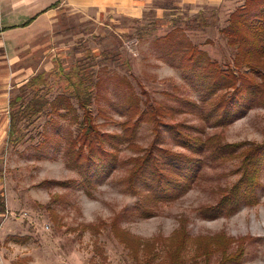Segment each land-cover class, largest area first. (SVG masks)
Masks as SVG:
<instances>
[{"label": "rangeland", "instance_id": "374dc122", "mask_svg": "<svg viewBox=\"0 0 264 264\" xmlns=\"http://www.w3.org/2000/svg\"><path fill=\"white\" fill-rule=\"evenodd\" d=\"M244 3L233 0L221 16L180 6L176 0H157L155 5L165 11L151 9L141 19L111 11L90 15L66 9L53 35L37 42L38 50L27 66L38 73L50 72L55 61L66 72L83 66L94 83L91 109L95 124L101 133L118 138L112 146H105L116 162L110 171L89 178L73 164L68 150L82 118L75 101L70 110H48L28 128L22 127L26 139L20 146L0 145V195L6 206L0 215V247L7 260L14 264H145L142 249L135 258L132 249L113 234L111 226L118 218L117 226L127 241L159 240L158 257L150 264L166 263L164 240L167 245L181 232L188 237L183 253L186 264H220L223 256L219 252L208 261L193 258L197 241L216 238L233 242L230 253L243 252L238 262L227 264H264V168L257 176L256 205L243 204L235 213L216 219H203L199 214L200 208L215 206L244 179L246 168L240 156L264 142V106H255L233 123L220 126L207 115L213 100L226 91L203 101L201 91L185 79L178 63L171 65L160 58L155 43L177 32L205 52L206 58L226 68L233 64V51L220 30ZM49 81L52 89L46 95L53 101L66 87L62 80ZM130 97L138 100L140 111L161 106L160 121L134 126L136 117L125 135L129 119L125 100ZM176 133L229 145L227 151L233 154L226 161H214L210 150L196 154L185 148ZM149 155H154L155 162L148 168L137 164ZM172 156L193 158V170L195 164L200 168L198 177L189 190L176 193L175 200L149 203L151 217L140 218L135 207L153 197L150 187L158 186L143 169L149 172L156 166L160 176L173 177L169 172ZM140 165L144 168L137 171Z\"/></svg>", "mask_w": 264, "mask_h": 264}, {"label": "trees", "instance_id": "16d2710c", "mask_svg": "<svg viewBox=\"0 0 264 264\" xmlns=\"http://www.w3.org/2000/svg\"><path fill=\"white\" fill-rule=\"evenodd\" d=\"M220 34L233 51V64H228L226 68L206 58L205 52L192 42L182 40L177 32H170L158 38L155 43L160 52V58L171 65L178 63L177 68L184 72L185 79L201 91L203 101L217 96L219 91H226L215 101L213 100L207 115V118H216L217 123L224 127L242 117L253 107L264 106V0H245L242 6L230 14L228 24L220 30ZM50 78L62 80L66 87L64 94L59 95L53 101H50L46 95L52 89ZM93 88L94 83L83 66H75L66 72L63 65L55 61L52 72H43L33 76L18 89V94L11 98L7 145L13 148L20 146L26 139L22 127L28 128L48 110L55 113L59 112L62 107L70 110L73 107L72 101H75L78 109L82 111V118L77 135L71 139L68 150L73 158V164L82 169L88 178L94 173L99 175L110 171L116 159L112 153L105 150V146L106 144L112 146L113 141L118 138L103 134L98 130L91 109ZM125 104L127 105L125 110L129 114L125 135H129V125L136 117L134 126L138 122L149 120L159 122V117L163 114L161 106L155 107L151 112L140 111L139 102L133 97L127 98ZM169 111L173 112L172 109ZM175 130V127L171 128L172 134ZM175 138H178L182 145L193 153H204L210 150L214 161H226L229 155L233 154L227 151L231 146H222L215 140H202L180 133H176ZM240 157L243 158L242 162L246 168L244 179L237 187L225 194L215 206L200 208L199 214L203 219L229 216L243 204H257L255 191L258 188L257 176L264 168V142L243 151ZM154 158V155H149L143 162L138 161L137 164L142 163L148 168L150 162H155ZM172 160L169 172L173 173V177H169L168 174L160 176V171L156 166L150 167L149 172L145 171L146 168L141 165L139 169L137 168V171L144 168L143 174L150 173L153 181L158 183L157 187H150L154 196L146 198V200L149 199L147 202L137 204L135 207V212L140 218L151 217L153 211L149 208V203L175 200V194L189 190L198 177L200 168L195 164L196 168L193 170L192 164L195 163L193 158L172 156ZM80 162L82 164L79 166ZM2 176L0 172V178ZM174 177L182 181H176ZM170 192L171 196L168 195ZM5 212L4 197L0 195V215ZM118 221V218L115 219L111 226L115 237L127 248L132 249L135 258H138L142 249L147 257L145 264L154 262L158 257L155 250L159 240L145 244L140 241H127L123 238L124 231L117 226ZM197 242V252L193 257L195 260L203 258L208 261L213 254L218 252L223 256L220 264L238 262L243 257L241 250L230 253V246L233 243L230 239L216 238ZM163 244L167 248L165 264H186L183 253L187 249L188 237L185 233H178L168 241L167 245L165 240Z\"/></svg>", "mask_w": 264, "mask_h": 264}, {"label": "crops", "instance_id": "0c3cea01", "mask_svg": "<svg viewBox=\"0 0 264 264\" xmlns=\"http://www.w3.org/2000/svg\"><path fill=\"white\" fill-rule=\"evenodd\" d=\"M176 2L180 6L191 5L223 16L233 0ZM156 3L157 0H0V133L5 129L0 134V145L8 140L10 100L15 96L16 88H21L33 76L40 74L31 65L27 66V60L33 58L38 50L37 42L53 35L66 9L90 15L111 11L118 16L141 19L151 9L165 11V7L156 6ZM3 249L0 247V264H14L6 259Z\"/></svg>", "mask_w": 264, "mask_h": 264}]
</instances>
